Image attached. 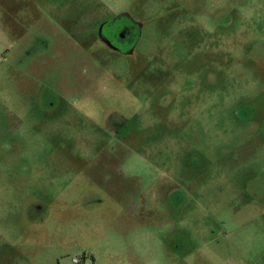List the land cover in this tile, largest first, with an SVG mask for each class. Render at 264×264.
Instances as JSON below:
<instances>
[{
    "label": "rangeland",
    "instance_id": "rangeland-1",
    "mask_svg": "<svg viewBox=\"0 0 264 264\" xmlns=\"http://www.w3.org/2000/svg\"><path fill=\"white\" fill-rule=\"evenodd\" d=\"M0 264H264V0H0Z\"/></svg>",
    "mask_w": 264,
    "mask_h": 264
},
{
    "label": "flooded vegetation",
    "instance_id": "flooded-vegetation-1",
    "mask_svg": "<svg viewBox=\"0 0 264 264\" xmlns=\"http://www.w3.org/2000/svg\"><path fill=\"white\" fill-rule=\"evenodd\" d=\"M117 13L101 23L97 30L98 40L111 51L129 55L134 52V47L140 40L144 22L134 18L129 10ZM100 27H102L101 32L99 31ZM234 35L235 32L228 34L227 43L224 44L227 47V49H224L225 51L235 49L236 40L233 37Z\"/></svg>",
    "mask_w": 264,
    "mask_h": 264
},
{
    "label": "built area",
    "instance_id": "built-area-1",
    "mask_svg": "<svg viewBox=\"0 0 264 264\" xmlns=\"http://www.w3.org/2000/svg\"><path fill=\"white\" fill-rule=\"evenodd\" d=\"M74 263H78V258H73L72 260Z\"/></svg>",
    "mask_w": 264,
    "mask_h": 264
},
{
    "label": "water",
    "instance_id": "water-1",
    "mask_svg": "<svg viewBox=\"0 0 264 264\" xmlns=\"http://www.w3.org/2000/svg\"><path fill=\"white\" fill-rule=\"evenodd\" d=\"M101 30H102V27H100L99 31L101 32ZM100 32H99V33H100Z\"/></svg>",
    "mask_w": 264,
    "mask_h": 264
}]
</instances>
